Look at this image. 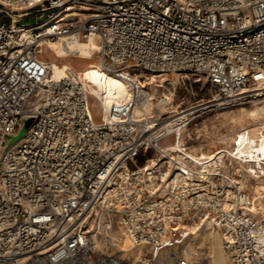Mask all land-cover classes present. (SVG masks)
<instances>
[{"label": "built area", "instance_id": "built-area-1", "mask_svg": "<svg viewBox=\"0 0 264 264\" xmlns=\"http://www.w3.org/2000/svg\"><path fill=\"white\" fill-rule=\"evenodd\" d=\"M0 10V264H159L167 249L171 264H203L179 249L194 226L220 230L233 264H264V216L244 172L177 157L194 104L133 115L152 74L204 79L216 105L264 98V0H0ZM27 17L39 27L24 47ZM70 33L99 34L104 65L132 85L106 119L80 72L47 81L37 47ZM112 227L146 252L118 256L101 237Z\"/></svg>", "mask_w": 264, "mask_h": 264}, {"label": "bare ground", "instance_id": "bare-ground-1", "mask_svg": "<svg viewBox=\"0 0 264 264\" xmlns=\"http://www.w3.org/2000/svg\"><path fill=\"white\" fill-rule=\"evenodd\" d=\"M50 19L52 16L44 20ZM27 24L23 25L20 31L24 43H28L24 47L34 42L33 31L39 27L38 23ZM101 49L102 37L99 34L81 38L77 33L58 38L44 37L37 47V55L46 60L50 66L48 82L60 80L71 71L81 73L82 81L90 95L93 115L97 120L106 119L113 105L122 104L133 95L130 81L104 65L100 58ZM96 51L98 56H94ZM175 75L176 77L171 80L164 75L152 74L149 80L152 96L147 98L142 94L139 95L133 108V115L143 118L155 111L158 114L176 111L179 105L174 104L173 96L179 85L180 74ZM177 81L178 85H175L174 90L168 92L167 83ZM247 103H252L253 106L246 108ZM229 104L233 105L219 113L205 114ZM192 108L196 110L194 117L179 130L180 142L185 146L180 144L177 151L178 159L191 157L198 163L199 169H210L212 166L225 165L231 161L235 168L244 172L247 182L252 185L251 209L262 212L264 216V98L253 97L251 100L240 99L218 105L209 99L194 104ZM242 119L247 121V124H241L239 127ZM225 126L231 127L229 131H222L217 138L211 136V128L215 130ZM201 136L213 139L211 147L216 146L217 143L219 145L212 151L200 149L202 145L200 146L197 141ZM101 230L103 232L101 237L110 236L111 243L119 249L123 257L136 260L146 252L145 246L133 242L129 231L123 227H112L109 231ZM191 230L190 238L199 241L198 247L204 246L208 249L206 264H233L232 258L230 257L231 261H229L224 253V238L221 231L203 226H194ZM99 242L101 244V241ZM182 247L186 248L190 259L201 257L197 246L189 242V239ZM170 250L167 249L165 253L158 255L159 264H171L168 255Z\"/></svg>", "mask_w": 264, "mask_h": 264}, {"label": "rangeland", "instance_id": "rangeland-1", "mask_svg": "<svg viewBox=\"0 0 264 264\" xmlns=\"http://www.w3.org/2000/svg\"><path fill=\"white\" fill-rule=\"evenodd\" d=\"M34 21H35V18L27 17V18L23 19L21 22L22 23L25 22V23H28L27 25H30L32 23H29V22H34ZM94 56H98V52L97 51L94 53ZM174 76L176 77V75H171V76L164 75V77H167V78L169 77L171 80H172V78ZM190 77H191V79L187 80L186 84H184L183 80L180 79V77L178 78L179 79V85H178V81L175 82V83L172 82L170 84L167 83L166 86L168 87L167 88L168 92L170 90H174L176 84L178 85L177 89L175 91V95L173 96V98L175 100L174 101L175 105H179V106L181 105V106L184 107V106H188V105H192V104H196V103H203V102L208 101L209 98H211L212 93L215 92V89L212 88L208 83H206L204 79L199 80L195 76H190ZM186 86H187V88H186ZM251 99H253V98H250L249 100H251ZM232 105L233 104H229V105H225V106L223 105V106H221L219 108H216L215 110L208 111L205 114L211 115V113L213 114V112H214V114L216 112L219 113V112L231 107ZM252 106H253L252 103H247L246 104V108H251ZM243 119H242L241 123H239V125H238L239 127L241 126V124H247V121H245ZM29 123H30V120H27L25 122L24 126L16 134L11 136V140H10L11 143L17 142L25 134V132L27 130V125ZM230 128H231L230 126L229 127L225 126V127L221 128V129L215 128V130L214 129L212 130V128H211V132H212L211 136L214 137V138H217L219 133H221L222 131H229ZM212 140L213 139L211 137L208 138V137H205V136H201L200 139L197 141V143H199L200 146L202 145L201 147L199 146L200 149L212 151L217 145H219L217 143L216 146L211 147V145H213ZM144 162H145V158L142 157V158L138 159L137 164L141 165ZM249 190H250V192L252 194L253 193L252 185H250V184H249ZM215 229L218 230L217 228H215ZM189 242H191L192 244L197 246V250L201 253V257H199V258L202 259L203 264H206L207 263V257H208V249H207V247H204V246L203 247H198L199 241L197 239H195V238H190ZM182 248L183 247H179L180 250ZM116 252H117L118 256H122V254L120 253L119 249H116ZM224 253H225L226 257L228 258V260L231 261L229 254L225 250H224Z\"/></svg>", "mask_w": 264, "mask_h": 264}]
</instances>
